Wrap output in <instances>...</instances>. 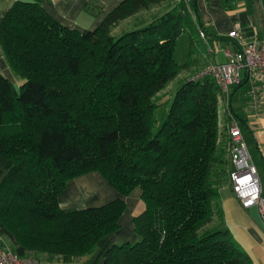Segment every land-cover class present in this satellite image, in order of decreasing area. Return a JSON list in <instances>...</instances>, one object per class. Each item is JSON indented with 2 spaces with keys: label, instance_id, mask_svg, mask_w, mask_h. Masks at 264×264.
Listing matches in <instances>:
<instances>
[{
  "label": "trees",
  "instance_id": "obj_1",
  "mask_svg": "<svg viewBox=\"0 0 264 264\" xmlns=\"http://www.w3.org/2000/svg\"><path fill=\"white\" fill-rule=\"evenodd\" d=\"M165 3L159 16L114 35ZM182 34L190 54L178 65ZM209 39L194 0H124L84 32L60 24L40 0L0 13L2 54L24 81L16 87L0 75V235L12 251L71 264L118 231L120 199L73 211L58 205L69 180L97 172L121 196L139 188L144 205L133 220L138 240L111 245L102 264H251L218 206L231 168L219 87L194 80L200 69L160 117L155 101Z\"/></svg>",
  "mask_w": 264,
  "mask_h": 264
},
{
  "label": "crops",
  "instance_id": "obj_2",
  "mask_svg": "<svg viewBox=\"0 0 264 264\" xmlns=\"http://www.w3.org/2000/svg\"><path fill=\"white\" fill-rule=\"evenodd\" d=\"M17 1L32 0H0V13ZM40 1L42 8L60 24L71 30L84 32L94 30L104 17L124 0ZM194 6L210 38L204 51H199L195 57V68L201 65V62L204 65L211 60L219 63L216 60L217 54L210 55V51L218 48L229 49L235 44V41L228 38V34L236 24L240 25L241 35L245 41H264V0H194ZM146 20L149 21L151 18L148 17ZM0 75L16 87L24 83L8 66L1 48ZM243 77L245 80V75ZM245 85H247L245 96L239 97L234 104L233 95L237 89L233 88L228 103L235 112V120L241 129L250 158L257 169L261 196L264 199V112L251 107L247 98L249 83L246 82ZM116 199L125 203L124 212L119 219L118 231L102 238L94 253L71 264H102L100 255L111 245L135 243L138 238L134 232L133 220L142 213L144 205L139 188L133 189L127 196H121L97 172L86 173L66 183L65 189L58 196V205L64 211L98 208ZM218 206L222 210L225 227L250 257L251 264H264V227L260 222L257 208H242L234 197L229 183L219 190ZM6 243L11 249L10 243L7 241ZM38 262L39 264H64L56 259L51 261L48 258L38 259Z\"/></svg>",
  "mask_w": 264,
  "mask_h": 264
},
{
  "label": "built area",
  "instance_id": "obj_3",
  "mask_svg": "<svg viewBox=\"0 0 264 264\" xmlns=\"http://www.w3.org/2000/svg\"><path fill=\"white\" fill-rule=\"evenodd\" d=\"M199 36L201 39L205 38L202 31H199ZM228 38L235 41L231 48L210 51V55L222 52L227 62L217 63L211 60L194 76V80L205 77L213 79L220 89L221 99L228 103L231 90L244 80L242 74L245 77L248 74L249 104L253 109L264 112V41H245L239 24L234 25ZM229 117L231 121L227 133L231 168L228 183L242 208H257L260 222L264 227V199L261 196L257 169L250 158L238 123L232 114ZM0 264H39V262L31 257L18 256L0 235Z\"/></svg>",
  "mask_w": 264,
  "mask_h": 264
},
{
  "label": "rangeland",
  "instance_id": "obj_4",
  "mask_svg": "<svg viewBox=\"0 0 264 264\" xmlns=\"http://www.w3.org/2000/svg\"><path fill=\"white\" fill-rule=\"evenodd\" d=\"M169 6L167 3L162 4L160 6H153L150 10L143 12V14H140L135 20H130L126 22L125 24H122L119 29L115 30L113 33L115 36H118L122 31L127 30L133 26V24L137 23L141 19H148L150 17L151 19L155 16H159L166 8ZM201 39V38H200ZM219 53V52H218ZM216 53L217 58L216 60L219 63H225L227 61V58L222 53ZM190 54V46H189V37L187 34H182L178 37L176 40V46H175V53H174V61L178 65H183L186 63L189 59ZM208 64V63H207ZM206 64V65H207ZM206 65L202 64L198 67H192L189 70L183 71L178 75L172 82H170L162 91H160L157 94V97L155 99L156 103L161 106L159 112V117L163 113V110H165L167 107H169L171 99L175 92L178 90L180 85L188 80L190 77H192L198 70L203 69ZM243 77V74H242ZM247 90V85H243L239 87L236 92L234 93L233 97V103L235 104V101L239 97L245 96V92ZM221 96H218V120L221 126L224 124H227L229 122V103L223 101L220 99ZM9 244V243H8ZM27 257L34 258L38 261V259L47 258L45 254L42 253H35V252H29L27 254Z\"/></svg>",
  "mask_w": 264,
  "mask_h": 264
},
{
  "label": "water",
  "instance_id": "obj_5",
  "mask_svg": "<svg viewBox=\"0 0 264 264\" xmlns=\"http://www.w3.org/2000/svg\"><path fill=\"white\" fill-rule=\"evenodd\" d=\"M247 80H248V74L246 75L245 80L242 82V85L246 84ZM242 85H241V86H242Z\"/></svg>",
  "mask_w": 264,
  "mask_h": 264
}]
</instances>
